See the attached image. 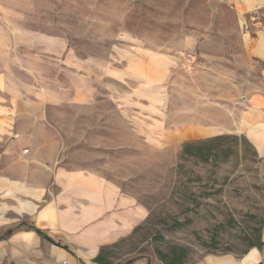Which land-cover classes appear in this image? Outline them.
<instances>
[{
    "label": "rangeland",
    "instance_id": "374dc122",
    "mask_svg": "<svg viewBox=\"0 0 264 264\" xmlns=\"http://www.w3.org/2000/svg\"><path fill=\"white\" fill-rule=\"evenodd\" d=\"M33 1L32 17L41 24L31 28L59 35L60 48L76 56V70L86 75L92 68L97 84L100 101L92 107L52 111L73 162L116 177L146 211L130 233L101 247L104 261L196 264L207 254L241 255L263 241L264 156L227 113L264 112V60L253 59L249 73H227L228 51L239 46L236 30L223 48L219 41L207 45L224 50V63L194 46L196 37L226 34L235 19L215 0ZM245 30H264V8L246 14ZM147 53L170 64L154 76ZM105 66L125 72L126 80L101 79ZM221 131L227 132L215 134ZM218 135L225 137L204 143Z\"/></svg>",
    "mask_w": 264,
    "mask_h": 264
},
{
    "label": "crops",
    "instance_id": "0c3cea01",
    "mask_svg": "<svg viewBox=\"0 0 264 264\" xmlns=\"http://www.w3.org/2000/svg\"><path fill=\"white\" fill-rule=\"evenodd\" d=\"M215 1L222 14L235 21L228 23L226 34L196 37L194 46L203 57L224 63V50H209L207 45L219 41L223 48L236 30L239 46L228 51L232 63L228 61L227 73H249L253 59L264 60V30H245L246 14L264 8V0ZM37 9L33 0H0V264H101L93 261L101 247L130 233L146 211L136 197L123 192L116 177L73 162L67 135L52 111L92 107L100 101L97 84L92 68L83 70L86 75L76 70V56L60 48L59 35L31 28L41 24L32 17ZM147 54L153 59L146 62L147 71L154 76L170 64L171 58ZM61 58L65 65H60ZM102 68L101 79L126 80L118 68L114 73L108 66ZM61 73L68 75L65 81ZM229 80V87L236 88V81ZM115 101L124 106L120 98ZM227 114L240 120L238 132L252 136L264 156L261 108H230ZM59 242L68 248L55 245ZM196 264H264V244L241 255L207 254Z\"/></svg>",
    "mask_w": 264,
    "mask_h": 264
},
{
    "label": "trees",
    "instance_id": "16d2710c",
    "mask_svg": "<svg viewBox=\"0 0 264 264\" xmlns=\"http://www.w3.org/2000/svg\"><path fill=\"white\" fill-rule=\"evenodd\" d=\"M224 137L225 136H223V135H218L217 137H212L211 139H208V140H206L204 143H218V142H220L222 139H224ZM206 145V144H205ZM37 231L38 232H40V233H42V231L41 230H39V229H37ZM261 238V237H260ZM263 244H264V242L263 241H261L260 239H259V241H255V242H253V244H252V247H262L263 246ZM97 262H99V263H102V264H107L105 261H104V258H103V256H102V251L98 254V256L96 257V259H95ZM179 260H173L170 264H178L177 262H178Z\"/></svg>",
    "mask_w": 264,
    "mask_h": 264
}]
</instances>
